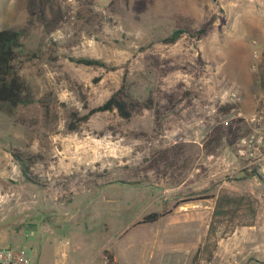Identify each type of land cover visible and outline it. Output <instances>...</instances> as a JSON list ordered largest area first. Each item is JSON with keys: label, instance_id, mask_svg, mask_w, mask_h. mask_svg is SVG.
Wrapping results in <instances>:
<instances>
[{"label": "rangeland", "instance_id": "374dc122", "mask_svg": "<svg viewBox=\"0 0 264 264\" xmlns=\"http://www.w3.org/2000/svg\"><path fill=\"white\" fill-rule=\"evenodd\" d=\"M1 29L22 31L33 102L0 113V248L32 264H264V181L234 154L237 111L264 101V0H0ZM175 29L190 34L162 43ZM124 68L148 106L71 130L67 110L104 102Z\"/></svg>", "mask_w": 264, "mask_h": 264}, {"label": "trees", "instance_id": "16d2710c", "mask_svg": "<svg viewBox=\"0 0 264 264\" xmlns=\"http://www.w3.org/2000/svg\"><path fill=\"white\" fill-rule=\"evenodd\" d=\"M203 31H199L196 35L201 34ZM21 30H0V113L11 115L14 109L18 106H27L33 102V98L30 94L29 88L23 79L19 76L17 68L15 66V60L18 56V52L22 47L20 37ZM190 34L184 29H175L168 36L161 40L164 44H174L183 35ZM73 62L83 66L100 67L108 69L104 62L94 58H75L71 59ZM112 70V68L108 69ZM127 70L123 69L121 83L117 90H115L104 102L101 104L86 109L84 114H79L74 109L67 110V118L69 119L70 129L75 130L79 124L85 123L89 118L98 113L104 112H116V114L122 119H129L135 110L146 108L149 100L146 103H140L134 100L128 93L126 84ZM97 80V79H95ZM85 108V107H84ZM11 156L18 162L21 173L29 182H32L30 177L29 165L32 163L31 156L18 151L17 149L11 150ZM215 206H217L215 204ZM215 211H213L214 214ZM165 214L150 213L144 215L141 219V223L156 222L159 218H162ZM206 241L202 248L197 249L196 254L206 248ZM211 250H209L210 254ZM196 256V255H195Z\"/></svg>", "mask_w": 264, "mask_h": 264}, {"label": "built area", "instance_id": "2783aa9c", "mask_svg": "<svg viewBox=\"0 0 264 264\" xmlns=\"http://www.w3.org/2000/svg\"><path fill=\"white\" fill-rule=\"evenodd\" d=\"M230 96L234 103L239 101L236 90L231 92ZM236 115L248 127L247 134L238 139L234 148V154L240 162V170L264 181V101L253 113L244 114L238 110ZM0 264L32 263L23 249L1 247ZM97 264H116V261L108 253H101Z\"/></svg>", "mask_w": 264, "mask_h": 264}, {"label": "crops", "instance_id": "0c3cea01", "mask_svg": "<svg viewBox=\"0 0 264 264\" xmlns=\"http://www.w3.org/2000/svg\"><path fill=\"white\" fill-rule=\"evenodd\" d=\"M252 180L256 183V184H258L259 185V183L255 180V179H253L252 178ZM246 195L245 196H249V197H251V198H255V199H258V197L257 196H255V194L254 193H252V192H250V193H245ZM249 228H252V227H249ZM246 232V231H245ZM115 260V259H114ZM116 261V260H115ZM118 263V262H117Z\"/></svg>", "mask_w": 264, "mask_h": 264}, {"label": "water", "instance_id": "95a60500", "mask_svg": "<svg viewBox=\"0 0 264 264\" xmlns=\"http://www.w3.org/2000/svg\"><path fill=\"white\" fill-rule=\"evenodd\" d=\"M198 205H199V203H190V204H185L182 207L183 208H189V207L198 206Z\"/></svg>", "mask_w": 264, "mask_h": 264}]
</instances>
